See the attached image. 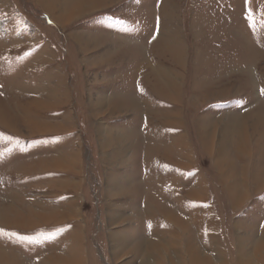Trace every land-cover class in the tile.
I'll use <instances>...</instances> for the list:
<instances>
[{"label":"rangeland","instance_id":"1","mask_svg":"<svg viewBox=\"0 0 264 264\" xmlns=\"http://www.w3.org/2000/svg\"><path fill=\"white\" fill-rule=\"evenodd\" d=\"M262 12L0 0V256L264 264Z\"/></svg>","mask_w":264,"mask_h":264},{"label":"bare ground","instance_id":"2","mask_svg":"<svg viewBox=\"0 0 264 264\" xmlns=\"http://www.w3.org/2000/svg\"><path fill=\"white\" fill-rule=\"evenodd\" d=\"M154 238V237H153ZM208 239V238H207ZM173 240V239H172ZM205 241V240H204ZM205 242H209V241H205ZM156 244V243H155ZM147 244V245H149V249L151 250V252L149 253V254H159V253H166V252H168V251H166V252H164L165 251V249H166V241H162V244ZM167 244H168V242H167ZM175 244V243H174ZM112 245H113V243H112ZM114 247H115V244L113 245ZM168 246V245H167ZM122 247H123V245H122ZM174 247V246H173ZM169 250V249H168ZM191 252V253H190ZM189 252V257H190V260H191V263L192 264H210L211 262L207 259V258H205L204 256H200L199 255V253L198 252H196V250H195V252H193V251H190ZM116 255V254H115ZM53 260L55 261V263H60L61 261L59 260L58 261V258H53ZM67 260V261H66ZM62 262H69V259H65L64 261H62ZM212 264V263H211Z\"/></svg>","mask_w":264,"mask_h":264},{"label":"crops","instance_id":"3","mask_svg":"<svg viewBox=\"0 0 264 264\" xmlns=\"http://www.w3.org/2000/svg\"><path fill=\"white\" fill-rule=\"evenodd\" d=\"M44 125H45V124H44ZM46 135H47V133H45V134H44V133H40V134L37 133V134L35 135V137H37V136H46ZM11 207H12V206H10L8 209H9V210H14V212H16V210H15V209H11ZM8 209L5 208V211H7ZM1 213H2V209L0 208V214H1ZM0 221H1V219H0ZM147 249H148V252H149V248H147ZM148 252H147V253H148ZM69 253H70V252H69ZM71 253H72V254H77L76 251H71ZM78 254H79L78 256L80 257L81 252H78ZM82 258L84 259L85 257L82 256ZM15 259H16V258H14V257H10V256H8V257H7V256H6V257H1V256H0V264H17L16 261H15ZM49 263H50V262H49ZM51 264H56V263H51ZM77 264H79V263L77 262Z\"/></svg>","mask_w":264,"mask_h":264},{"label":"snow or ice","instance_id":"4","mask_svg":"<svg viewBox=\"0 0 264 264\" xmlns=\"http://www.w3.org/2000/svg\"><path fill=\"white\" fill-rule=\"evenodd\" d=\"M261 16H264V12L261 13ZM249 20V26L255 28L257 25V21L255 19V14L249 9L248 16L246 17ZM260 26H264V20H261ZM0 235H3V230H0Z\"/></svg>","mask_w":264,"mask_h":264}]
</instances>
